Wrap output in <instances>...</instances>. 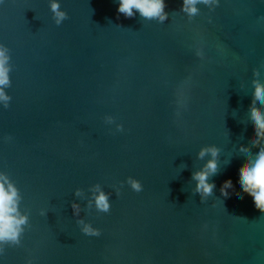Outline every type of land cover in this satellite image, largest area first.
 <instances>
[{"label": "water", "instance_id": "obj_1", "mask_svg": "<svg viewBox=\"0 0 264 264\" xmlns=\"http://www.w3.org/2000/svg\"><path fill=\"white\" fill-rule=\"evenodd\" d=\"M0 264H264V0H0Z\"/></svg>", "mask_w": 264, "mask_h": 264}]
</instances>
